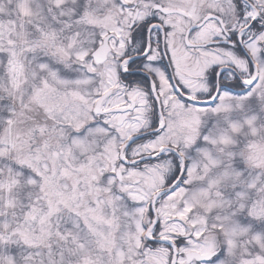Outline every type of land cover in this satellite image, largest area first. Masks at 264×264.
<instances>
[{"label": "snow or ice", "instance_id": "1", "mask_svg": "<svg viewBox=\"0 0 264 264\" xmlns=\"http://www.w3.org/2000/svg\"><path fill=\"white\" fill-rule=\"evenodd\" d=\"M0 264H264V0H0Z\"/></svg>", "mask_w": 264, "mask_h": 264}]
</instances>
